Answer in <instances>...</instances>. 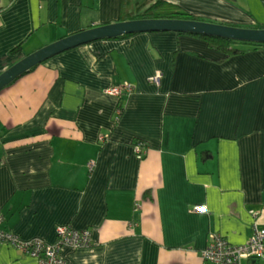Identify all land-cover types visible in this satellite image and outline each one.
Listing matches in <instances>:
<instances>
[{
	"label": "crops",
	"instance_id": "1",
	"mask_svg": "<svg viewBox=\"0 0 264 264\" xmlns=\"http://www.w3.org/2000/svg\"><path fill=\"white\" fill-rule=\"evenodd\" d=\"M132 1L0 0V73L122 20ZM169 1L207 21L264 22V0ZM191 33L94 40L0 91L1 230L54 242L59 225L88 228L90 246L64 247L69 264H212L213 235L249 240L264 209V45L225 57ZM124 82L134 90L110 91ZM34 263L0 241V264Z\"/></svg>",
	"mask_w": 264,
	"mask_h": 264
},
{
	"label": "built area",
	"instance_id": "2",
	"mask_svg": "<svg viewBox=\"0 0 264 264\" xmlns=\"http://www.w3.org/2000/svg\"><path fill=\"white\" fill-rule=\"evenodd\" d=\"M160 73L155 76L159 80ZM135 85L124 82L122 85L113 86L110 91L117 95L134 90ZM142 157L145 148L142 142L136 143ZM206 206L198 205L197 210L204 211ZM4 217L0 212V224ZM253 234L244 244H234L226 237L215 234L210 243L203 249L202 257L212 264H240L243 257L255 259L264 258V209L257 211L253 225ZM0 241H12L18 248L22 249L36 259L34 264H69L64 254V247L84 248L92 244L91 231L88 228L78 229L71 225H60L57 227V239L54 242L47 241L41 237L23 239L11 232L0 228Z\"/></svg>",
	"mask_w": 264,
	"mask_h": 264
},
{
	"label": "water",
	"instance_id": "3",
	"mask_svg": "<svg viewBox=\"0 0 264 264\" xmlns=\"http://www.w3.org/2000/svg\"><path fill=\"white\" fill-rule=\"evenodd\" d=\"M156 30L206 33L237 40L264 43V28L235 26L201 19L185 18H136L119 20L114 23L83 29L29 53L0 73V91L37 64L60 52L98 39Z\"/></svg>",
	"mask_w": 264,
	"mask_h": 264
},
{
	"label": "trees",
	"instance_id": "4",
	"mask_svg": "<svg viewBox=\"0 0 264 264\" xmlns=\"http://www.w3.org/2000/svg\"><path fill=\"white\" fill-rule=\"evenodd\" d=\"M133 5L135 6L134 8H132ZM121 17L122 20H129L136 18H185V19L203 20L202 18L192 14L187 10H184L183 8H181L180 6L169 0H139L137 2L133 0L128 4L125 2L123 5ZM220 23L227 24L226 22H220ZM258 27L264 28V22L260 23ZM181 33H186V31H181ZM130 34L133 35L135 33H130ZM191 34L197 35L205 39L212 48L223 53L225 57L230 56L234 53L242 52L245 49L249 48L250 45H255V46L264 45L263 42L237 40L230 37H224V36L212 35L206 33L193 32ZM33 68H31L30 70H32Z\"/></svg>",
	"mask_w": 264,
	"mask_h": 264
},
{
	"label": "rangeland",
	"instance_id": "5",
	"mask_svg": "<svg viewBox=\"0 0 264 264\" xmlns=\"http://www.w3.org/2000/svg\"><path fill=\"white\" fill-rule=\"evenodd\" d=\"M60 226V225H59Z\"/></svg>",
	"mask_w": 264,
	"mask_h": 264
}]
</instances>
